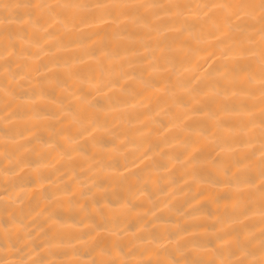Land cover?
Listing matches in <instances>:
<instances>
[{"label": "bare ground", "instance_id": "bare-ground-1", "mask_svg": "<svg viewBox=\"0 0 264 264\" xmlns=\"http://www.w3.org/2000/svg\"><path fill=\"white\" fill-rule=\"evenodd\" d=\"M262 7L0 0V264H264Z\"/></svg>", "mask_w": 264, "mask_h": 264}, {"label": "clouds", "instance_id": "clouds-1", "mask_svg": "<svg viewBox=\"0 0 264 264\" xmlns=\"http://www.w3.org/2000/svg\"><path fill=\"white\" fill-rule=\"evenodd\" d=\"M262 11H264V7H262ZM69 142L76 143L77 141L70 139ZM28 251H29L28 248L17 249L18 255L15 257L16 264H28V260H29V256L27 255Z\"/></svg>", "mask_w": 264, "mask_h": 264}]
</instances>
